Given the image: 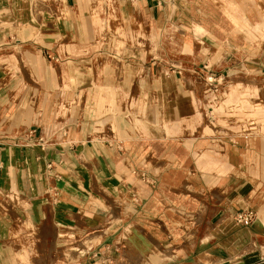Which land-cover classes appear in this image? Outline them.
Here are the masks:
<instances>
[{
	"label": "crops",
	"instance_id": "crops-1",
	"mask_svg": "<svg viewBox=\"0 0 264 264\" xmlns=\"http://www.w3.org/2000/svg\"><path fill=\"white\" fill-rule=\"evenodd\" d=\"M183 1L0 0V264H264V0Z\"/></svg>",
	"mask_w": 264,
	"mask_h": 264
},
{
	"label": "rangeland",
	"instance_id": "rangeland-1",
	"mask_svg": "<svg viewBox=\"0 0 264 264\" xmlns=\"http://www.w3.org/2000/svg\"><path fill=\"white\" fill-rule=\"evenodd\" d=\"M249 5L253 6L252 12V23L250 25L247 24L248 20L243 17L238 19V23L236 24V29H231L232 31H240L242 33L246 31L252 30V32L257 33L260 36V0H254L251 3H230L223 0H186L181 3H177V6L181 8L180 15L183 18H186L189 15V28H194L196 31V21L197 19H201L202 14H205V26L207 27L209 24L207 22L206 15L208 13H213L215 15L222 16L226 22L233 27L234 21L232 18V9H237L242 16L245 14H249ZM225 10H230V14ZM113 25H116L115 23ZM199 31L201 29L199 28ZM208 29L205 28L204 39L210 41L209 45L211 46H219V43L211 38L209 34H207ZM222 45H226L227 47L231 46L232 43L225 42ZM212 81V80H211Z\"/></svg>",
	"mask_w": 264,
	"mask_h": 264
},
{
	"label": "built area",
	"instance_id": "built-area-1",
	"mask_svg": "<svg viewBox=\"0 0 264 264\" xmlns=\"http://www.w3.org/2000/svg\"><path fill=\"white\" fill-rule=\"evenodd\" d=\"M34 136V132L33 130L31 131V134H28L27 138H32ZM39 142H42V138H38ZM254 218V211L251 209H244L242 211H240L237 215H236V220L240 223H242L243 225H249L252 220Z\"/></svg>",
	"mask_w": 264,
	"mask_h": 264
}]
</instances>
